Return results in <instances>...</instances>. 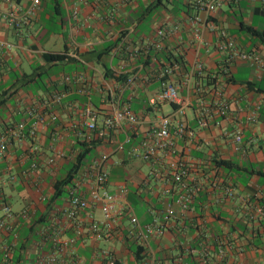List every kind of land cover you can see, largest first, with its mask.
<instances>
[{"label":"crops","instance_id":"crops-1","mask_svg":"<svg viewBox=\"0 0 264 264\" xmlns=\"http://www.w3.org/2000/svg\"><path fill=\"white\" fill-rule=\"evenodd\" d=\"M195 1L40 0L34 14L25 17L30 0H0V136L6 144L0 153V208L5 204L12 213H28L27 219L9 218L17 233L9 264H37V253L49 248L39 231L66 208L67 187L75 184L76 192L87 195L92 178L83 170L98 153L107 154L108 177L102 188L127 187L136 224L123 214L110 223L109 235L77 241L74 251L84 263L103 264L94 252L107 248L125 264H264V39L247 30L264 31V5L260 0H224L205 13ZM8 12L16 19L1 16ZM158 27L167 34L156 48ZM217 28L261 65L225 62L214 46ZM47 54L64 58L48 61ZM196 62L201 70L192 74V89L181 86L178 92L192 136L176 139L175 154L160 156L156 163L129 157L126 150L148 124L171 112L162 110L163 103L148 105L166 77L158 73L176 67L170 78L180 83ZM130 76L131 83L124 86ZM108 91L141 123L131 134L121 122L109 143L86 142L83 108L90 104L101 125L110 111ZM56 93L62 94L59 101L52 100ZM199 101L223 103L226 115H213L206 126L197 127ZM33 114H40L43 123L33 137L17 140L16 124L28 125ZM237 128L240 149L234 151ZM126 132L130 143L115 151ZM80 145L92 149L90 157L83 159L62 194L53 197L54 182L66 175ZM186 154L187 173L200 190L189 211L175 209L166 215L162 210L168 196L161 189L171 183L170 164ZM134 158L143 167L131 163ZM213 159L233 165L212 176ZM226 188L232 195L225 194ZM87 211L92 219H101L98 207ZM149 225L158 230L152 229L143 242L138 229ZM3 239L12 240L9 233ZM136 245L141 247L138 256L133 252Z\"/></svg>","mask_w":264,"mask_h":264},{"label":"built area","instance_id":"built-area-1","mask_svg":"<svg viewBox=\"0 0 264 264\" xmlns=\"http://www.w3.org/2000/svg\"><path fill=\"white\" fill-rule=\"evenodd\" d=\"M224 0H196L195 5L205 13L212 9L213 5H218ZM84 3L85 0H78ZM264 5V0H260ZM40 0H30L29 6L25 11V17L32 16L35 9L38 8ZM76 12V7L73 13ZM1 16L15 20L16 16L12 12L3 13ZM213 28V26H210ZM130 30L126 28L127 32ZM215 50L224 55V61L231 63L232 61H249L261 65V61L253 57L250 52H245L239 49L232 38L222 28L216 29ZM167 34V31L160 27L155 29L154 35L157 40L153 42L154 47H160V39ZM125 35L123 36V38ZM9 46L8 44H4ZM201 70V64L196 62L193 70L184 77L180 83L170 78L177 70L176 67H164L158 73V76H166L159 81L158 91L151 96L147 102L151 107H155L157 103H168L173 105L171 112L167 114H159L141 133L139 140L126 150L129 157L137 156L142 160L150 163H156L158 157L163 155H174L176 139H189L192 136V129L186 123L183 117V108L185 102L179 96V88L192 89L191 78L195 71ZM157 76V77H158ZM132 77H128L124 86L129 85ZM156 77V78H157ZM66 79V78H65ZM62 94L56 93L53 95V101H59ZM108 104L110 111L103 118L102 124L97 125L96 112L91 108L90 104H86L83 108L85 114V141L100 140L102 143H109L110 137L121 129V122L127 124V130L134 134L141 119L130 110L127 106H121L118 98L114 99L111 92L108 91ZM257 106L250 112L249 118L252 121L255 117ZM195 123L197 127L207 125L211 116L217 115L224 117L226 115V106L223 103L213 102L206 104L199 101L195 107ZM30 113V112H29ZM34 121L26 125L24 122L16 124L14 136L20 140L24 135L33 137L38 126L43 123V117L40 114H33ZM51 120L55 119L54 115L49 116ZM131 135L124 133L122 141H118L115 146V151H123V145L130 143ZM241 130L237 128L232 135V149L237 151L240 149ZM5 137L0 136V153L5 150ZM187 155V154H186ZM183 155L185 159H177L170 164V185L161 189L162 194L168 196L165 202L163 213L173 215L175 209L180 211H189L193 198L200 190L199 182L193 178H189L187 173L186 161L188 155ZM107 154L98 153L93 157L88 164L85 165L83 173L90 176L91 182L87 195L84 196L75 191V184L67 187V206L59 209L56 215L49 218L48 222L39 231L40 236L48 243L49 248L42 253H37V264H86L75 253V243L83 242L87 238L95 240L101 239L104 235H109V225L120 215L128 214L130 222L136 224V217L127 200V187L124 184H119L112 190L102 188L107 181L108 172L106 170ZM194 167V163L190 164ZM217 173L212 171V176ZM225 194L230 196L232 191L230 188L225 189ZM91 206H96L100 210L101 219L95 220L90 217L87 209ZM2 215L0 216V264H9L11 261L12 250L15 245L14 241L17 238V233L13 230L9 218L27 219L28 213L24 209L12 213L9 207L5 204L1 205ZM158 228L147 226L145 230L138 229V235L143 242L146 241L147 234ZM9 233L12 240L5 242L3 236ZM94 254L102 261L103 264H125L119 260L109 249H97Z\"/></svg>","mask_w":264,"mask_h":264},{"label":"trees","instance_id":"trees-1","mask_svg":"<svg viewBox=\"0 0 264 264\" xmlns=\"http://www.w3.org/2000/svg\"><path fill=\"white\" fill-rule=\"evenodd\" d=\"M247 30L251 34L259 36L261 37V39H264V31H256V30H253L252 28H248ZM163 56L167 58V54H163ZM45 57L47 58L48 61H59L64 58V55L63 54H47ZM207 84H209V82H207ZM91 151L92 149L90 147H87L85 145L84 146L80 145L79 152L75 156L74 163L70 166V168L66 172V175L62 179H59L54 182L53 197H57L62 194V187L70 183L73 175L75 174L79 166L82 164L83 159L90 157ZM232 165L233 164L227 160L213 159L211 168H212V171L217 173L219 169L230 168L232 167ZM140 251H141V247L139 245H136V250H133L135 256H138V252Z\"/></svg>","mask_w":264,"mask_h":264},{"label":"rangeland","instance_id":"rangeland-1","mask_svg":"<svg viewBox=\"0 0 264 264\" xmlns=\"http://www.w3.org/2000/svg\"><path fill=\"white\" fill-rule=\"evenodd\" d=\"M161 108L164 112H167V111H170L171 108H170V105L167 104V103H163L161 105ZM131 163L135 164V165H140L141 167H143V165H141V162L138 160V159H131Z\"/></svg>","mask_w":264,"mask_h":264}]
</instances>
